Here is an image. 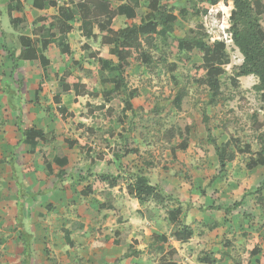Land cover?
<instances>
[{"label":"crops","instance_id":"crops-1","mask_svg":"<svg viewBox=\"0 0 264 264\" xmlns=\"http://www.w3.org/2000/svg\"><path fill=\"white\" fill-rule=\"evenodd\" d=\"M109 1L113 9L124 3L121 0L114 8ZM56 2L57 6L45 9L34 6V0H14L10 7H0L1 264H163L170 261L171 249L176 251L179 264H264L261 239L246 236V232L251 233L249 230L232 228L234 214L243 212L248 215L263 209L257 204L255 195L259 185L255 189L249 186L247 190L240 186L239 191H232L229 187L221 191L214 187V182L210 187V168L206 158L202 153H195L193 146L188 147V140L187 147L177 150L179 157L173 159L170 171L145 170L151 184L159 186L174 199L173 202L158 205L151 200L142 203L129 195L126 185L113 189L106 185L103 190L83 196V190L89 182L92 183V179L82 180L89 169L116 176L129 168L136 172L139 166L135 167V164L138 165L139 161L128 166L129 162L138 159L137 155H129L123 158V167L119 170L113 163L97 161L91 167L85 160L88 155L82 147L88 142L86 128L98 131L103 127L96 129L87 125L86 140H83L85 137L79 138L81 125L94 116L91 103L95 97L103 99L102 105L107 106V112L109 105L104 94L114 88L113 84L102 85L98 64L94 59L85 58L87 52L83 47L87 44L99 58L112 61L100 54L99 48L94 49L90 40L108 47L109 53L116 58L112 52L114 47L102 44V36L106 33L101 34L96 25L90 33L93 37L89 38L87 29L77 18V21L70 22L71 33L57 35L52 40L43 52L50 62L49 78H46L47 72L40 61L18 60L15 63L11 59L9 52L18 58L25 50L22 36L38 40L36 46L40 49L42 40L48 39L46 31L60 16L59 8L75 5L73 0ZM227 2L233 10L232 1ZM17 3L22 6L21 12L15 8ZM21 16L26 18L28 26L19 33L14 20ZM121 19L139 21L118 17L111 26L113 30L116 20ZM43 28L45 33L40 32ZM80 39L84 41L77 52L74 40ZM65 45L69 46L66 53L62 50ZM93 64L96 65L95 71ZM71 78L80 79L85 85V90H80L83 94L77 95L71 82V91L61 94L59 103L55 102L59 81ZM43 81L44 87L39 90ZM86 109L92 112L90 116ZM32 129L42 131L47 141H29L25 132ZM95 138L89 146H96ZM106 139L111 144L115 142L112 143L107 136ZM70 141L80 142L71 147ZM180 162L195 165L191 180L179 173L185 170ZM83 163H86L85 168L81 167ZM100 164L110 167L105 171L94 170ZM263 169L257 167L249 171L258 173ZM18 177L19 181L15 180L13 184L7 181ZM211 191L219 194L210 203ZM225 197L234 204L241 202V205L227 213L226 209L231 205H226ZM173 212H176V220ZM176 222L192 229L193 235L187 242L172 238ZM215 224L218 226L211 230ZM159 236H166L164 245L157 242ZM226 244L228 247L225 248ZM252 246L261 252L251 255Z\"/></svg>","mask_w":264,"mask_h":264},{"label":"trees","instance_id":"trees-1","mask_svg":"<svg viewBox=\"0 0 264 264\" xmlns=\"http://www.w3.org/2000/svg\"><path fill=\"white\" fill-rule=\"evenodd\" d=\"M124 3L113 9L109 0H73L75 3L72 7H60V16L54 20L50 25L47 32L48 39L42 40V46H36L38 40H32L28 37L22 36L21 41L25 50L21 55L16 58L14 53H10V57L16 63L18 60L28 61H40L43 69L46 70V78H49L48 70L50 68V62L43 55V52L51 44L52 40L57 35L66 36L71 33L73 27L70 22L81 21L84 28L87 29V37L93 30V26L96 25L102 36V44L112 45L113 54L116 56L118 62L113 63L111 61L99 58L89 45H84L83 50L87 52L85 58L94 59L98 64V74H100L102 85L113 84L112 90L106 91L104 94L105 100L111 106L107 110L106 125L103 129L96 131L93 128H86V133L89 135L88 142L83 144V149L87 152L86 161L90 162L91 167H94L97 161H104L106 163H113L119 170L122 169L123 158L129 155H137L140 157V149L135 146L134 140L131 141L129 137L125 135L127 133L124 127L125 121L122 119L121 114L116 112L112 108L113 97L118 98L119 95L125 94L126 99L122 101L124 104L123 112L135 113L132 100L138 96V91L130 90L126 82L127 74L132 69L131 60L137 56L142 63L149 65L152 63V58L147 53L143 52L142 39L151 38L153 36L160 37L166 44H169L171 48H175L180 53L184 51L186 54L192 53L197 49L202 54L203 65L201 71L206 74V84L213 95L217 96L221 93L222 82L221 77L225 74V69L220 65L222 62H227L229 56L226 52V43L224 41L209 42L206 41L207 34L204 27L199 26L198 29H192L185 38H175L174 34L175 24L178 21L179 16L187 18L190 13V9L187 7L179 10V16L171 8H168L164 4V0H146L148 12L144 13L138 6V0H122ZM226 2L228 0H225ZM233 3V10L230 16L231 34L234 46L239 50L243 56V62L240 66L236 67L235 77L236 79L242 77L254 76L257 78L258 83L254 86V90L260 94L264 100V0H230ZM14 0H0V6H11ZM190 8H192L194 15L196 16H208L210 7L218 5L221 0H188ZM34 6L39 9H45L51 6H57L56 0H34ZM20 12L22 6L17 3L16 7ZM118 17H125L128 20H139V24L127 26L123 29L115 31L111 28L114 20ZM15 27L19 33H22L28 26L26 18L21 16L14 20ZM202 28V29H201ZM46 29H40V32L45 33ZM97 38V36H95ZM68 45L62 46V50L66 53L68 51ZM181 59L184 63L189 61V57ZM73 77V76H69ZM234 80L235 82L237 80ZM75 86V93L78 95L83 94L80 90H85V85L80 79H62L59 81L55 102L59 103L61 94H67L71 91L70 83ZM43 81L39 90L44 87ZM79 88V89H78ZM62 112L64 111L61 109ZM262 115H260L254 121V130L256 132L255 141L258 145V150L253 151L251 144H246L242 153H249L250 160L247 164L248 170H254L257 167H264V106L261 108ZM122 129L118 132L114 128L115 118ZM178 124L181 129L183 141L179 147H187L186 141L191 134L190 126L192 121L190 119H180ZM25 136L29 141L38 143L40 141H47L46 135L42 131L29 130L25 132ZM106 136L110 140L115 141L111 144ZM96 140V146L92 145V138ZM80 141H70V146L73 147ZM94 143V141H93ZM232 145L236 148L240 145L239 139L232 140ZM215 151L219 159V163L223 169L226 167V161L228 158V147L225 145L219 146L214 143ZM97 149L96 153L95 150ZM106 150L108 153H106ZM95 153L94 155H92ZM112 155V158L109 155ZM141 165L139 170L132 172V168H129L124 174H118L116 176L108 173H95L92 169H89L85 176L82 177L83 181H89L92 179V183H88L83 190V196L87 197L93 194L95 191L105 189L106 185L113 189L126 185L129 195L144 203L151 200L155 201L158 205H163L167 202H173L174 199L171 196L166 195L159 186L151 184L150 179L146 176L145 170L151 169L149 167ZM106 192V190H104ZM257 196V204L264 209V180L255 191ZM241 202H237L233 207L227 208V213L235 208L239 207ZM176 212H173V219ZM218 225L212 226L210 229L216 228ZM172 233V238L178 242H187L191 239L193 231L188 226H182L180 222H176ZM157 242L163 245L166 242V236L157 237ZM163 250L159 249L161 252ZM261 250L258 247L252 246L250 249L251 255L260 253ZM170 261L163 264H179L178 258H175L176 251L174 249L169 250ZM264 257V255H263ZM248 258V257H246ZM26 260V259H25ZM213 262V261H211Z\"/></svg>","mask_w":264,"mask_h":264},{"label":"rangeland","instance_id":"rangeland-1","mask_svg":"<svg viewBox=\"0 0 264 264\" xmlns=\"http://www.w3.org/2000/svg\"><path fill=\"white\" fill-rule=\"evenodd\" d=\"M111 2L115 8L121 0H111ZM190 3L188 0H164V4L168 8H172L178 16L181 8L187 7L190 9L187 18L179 16L172 36L178 39L185 38L190 30L198 29L201 26L204 27L208 35L206 41H225L221 29L230 27L228 32H231L229 17L232 10L230 4L225 0H221L214 7L217 11H223L225 18L218 14L216 17L219 23L218 27H210L211 23L207 18L194 15ZM147 5L146 0H138V6L141 7L144 13L148 12ZM134 23L139 24V21L116 20L114 29L118 31L127 26H132ZM5 25L7 26L6 23ZM84 35L86 36V33ZM74 41L77 52H79V45L83 43L84 39ZM141 42L143 52L151 56L152 63L146 65L137 56L131 60L132 69L127 74L126 82L130 90L138 91V96L132 100L135 113L123 112L124 104L122 101L126 99L124 93L119 95L118 98H112V108L121 114L122 119L125 121L124 127L127 130L125 135L131 141L134 140L135 146L140 149V157L137 156L138 159L129 162L128 166H132L139 161L138 165L135 164V167L139 166L141 168V165L147 167L150 164L149 167L152 170L170 171L171 166L174 164L173 159L179 157L177 150H180L179 145L183 141L178 120L190 119L192 124L190 126L191 134L188 139V147L193 146L195 153L204 154L210 168L208 173L210 187L214 182V187L221 191L225 187H229L232 191H239L240 186H242V189L245 187V190H247L249 186H253L255 189L257 185H260L264 176V169L263 172L258 173L249 171L247 164L250 160V154L242 152L246 144H251L254 152L258 150L255 141L257 134L253 124L263 114L261 108L264 106V100L254 90V86L258 83L256 77L249 76L236 79V67L242 64L243 57L234 44L225 41L229 60L228 63L222 62L220 64L225 69V74L220 78L222 82L221 93L215 96L206 84L205 72L201 71L203 65L202 54L197 49L188 54L184 51L179 53L177 49L166 44L162 38L155 36L148 39L143 38ZM90 43L95 47L94 49L99 48L98 52L100 54L107 59H112L113 63L116 62V58L109 53L108 47H102L93 40H90ZM185 56L189 57L187 63L181 60L186 59ZM93 65V71H95L96 65ZM102 103L103 99L97 97L93 99L91 106L94 108L91 111L94 116L89 117L88 121L81 125L80 139L85 137L83 140H86L85 127L87 125H93L96 129L105 126L107 122L105 107L107 106L102 105ZM108 105L111 106V104ZM86 110L90 116L92 112ZM113 125L118 132L121 131L122 125L117 121V117ZM234 139L240 140L239 147L235 148L232 145ZM114 141L117 143L121 140L116 138ZM111 142L113 143V140ZM214 143L228 147L225 169L219 163ZM85 164L83 163L81 167L85 168ZM107 167L110 166L100 164L94 170L105 171ZM183 168L185 170L181 172L179 169V173L184 174L187 180H191L195 165L192 162L184 163ZM19 177L7 181H12L10 184H13V181H19ZM218 194L219 192H210V203L212 199H216ZM224 199L226 205L233 207L232 200L228 197ZM233 216L234 221H232V224L234 226L232 228L240 231L249 230L251 233L246 232V236L252 237V239L258 236L264 244L263 209H259L257 212L252 211L248 215L240 212L239 215L234 214ZM243 221L245 223H242ZM237 234L241 235V233ZM227 245L224 247H228ZM229 248L232 250V247Z\"/></svg>","mask_w":264,"mask_h":264},{"label":"built area","instance_id":"built-area-1","mask_svg":"<svg viewBox=\"0 0 264 264\" xmlns=\"http://www.w3.org/2000/svg\"><path fill=\"white\" fill-rule=\"evenodd\" d=\"M215 6L210 7V11L208 16H206L205 18H207V20L211 23L210 27H218V20L216 19V17L218 16L220 11H217L215 8ZM222 14V18L224 17V13L223 11H221ZM225 18V17H224ZM222 34L224 35V40L228 41V42H232V35L230 32H228L229 27H227V29H221Z\"/></svg>","mask_w":264,"mask_h":264},{"label":"clouds","instance_id":"clouds-1","mask_svg":"<svg viewBox=\"0 0 264 264\" xmlns=\"http://www.w3.org/2000/svg\"><path fill=\"white\" fill-rule=\"evenodd\" d=\"M219 14L222 16V14H221V11L219 12ZM206 17V16H205ZM229 20H230V17H229ZM219 24V23H218ZM229 30H230V27H229ZM228 30V31H229ZM231 33V32H230ZM232 35V34H231ZM225 42V41H224ZM232 43H233V40H232Z\"/></svg>","mask_w":264,"mask_h":264}]
</instances>
